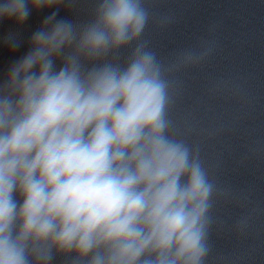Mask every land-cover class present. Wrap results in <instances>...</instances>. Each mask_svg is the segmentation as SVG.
I'll use <instances>...</instances> for the list:
<instances>
[{
    "label": "clouds",
    "instance_id": "1",
    "mask_svg": "<svg viewBox=\"0 0 264 264\" xmlns=\"http://www.w3.org/2000/svg\"><path fill=\"white\" fill-rule=\"evenodd\" d=\"M76 3H0V21L17 25L56 9L0 79V264H205L213 209L231 193L178 136L169 77L213 47L166 65L141 39L144 0H95L88 20L57 19ZM3 42L20 47L18 33Z\"/></svg>",
    "mask_w": 264,
    "mask_h": 264
}]
</instances>
